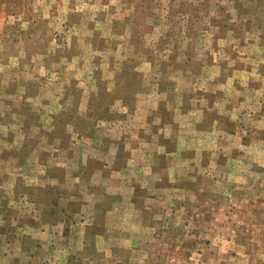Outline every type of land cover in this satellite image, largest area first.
Here are the masks:
<instances>
[{"label": "rangeland", "instance_id": "obj_1", "mask_svg": "<svg viewBox=\"0 0 264 264\" xmlns=\"http://www.w3.org/2000/svg\"><path fill=\"white\" fill-rule=\"evenodd\" d=\"M0 264H264V0H0Z\"/></svg>", "mask_w": 264, "mask_h": 264}, {"label": "crops", "instance_id": "obj_2", "mask_svg": "<svg viewBox=\"0 0 264 264\" xmlns=\"http://www.w3.org/2000/svg\"><path fill=\"white\" fill-rule=\"evenodd\" d=\"M116 154H117V153H116ZM116 154H115V158H116V156H117ZM131 157H133V155H132ZM131 157H130V158H131ZM130 158H129V159H130ZM131 159H132V158H131ZM131 159H130V160H131ZM116 160H117V159H116ZM106 168H107V167H106Z\"/></svg>", "mask_w": 264, "mask_h": 264}]
</instances>
